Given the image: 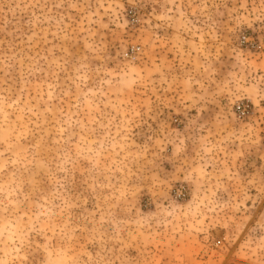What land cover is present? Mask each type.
I'll return each instance as SVG.
<instances>
[{"label": "rangeland", "instance_id": "obj_1", "mask_svg": "<svg viewBox=\"0 0 264 264\" xmlns=\"http://www.w3.org/2000/svg\"><path fill=\"white\" fill-rule=\"evenodd\" d=\"M0 264H264V0H0Z\"/></svg>", "mask_w": 264, "mask_h": 264}, {"label": "built area", "instance_id": "obj_2", "mask_svg": "<svg viewBox=\"0 0 264 264\" xmlns=\"http://www.w3.org/2000/svg\"><path fill=\"white\" fill-rule=\"evenodd\" d=\"M236 109L241 115L248 116L250 114L251 106L248 101H241L237 104Z\"/></svg>", "mask_w": 264, "mask_h": 264}]
</instances>
